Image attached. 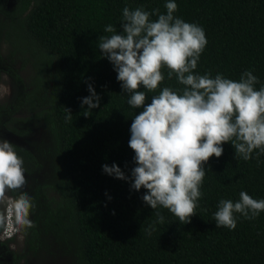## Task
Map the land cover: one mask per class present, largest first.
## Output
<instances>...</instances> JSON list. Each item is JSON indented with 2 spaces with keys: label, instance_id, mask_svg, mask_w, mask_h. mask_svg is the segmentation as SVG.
Instances as JSON below:
<instances>
[{
  "label": "trees",
  "instance_id": "trees-1",
  "mask_svg": "<svg viewBox=\"0 0 264 264\" xmlns=\"http://www.w3.org/2000/svg\"><path fill=\"white\" fill-rule=\"evenodd\" d=\"M6 1L0 0V74L12 78L14 95L0 105V127L38 123L47 134L44 145L32 150L14 144L27 184L8 193L14 198L26 192L35 203L30 213L35 227L21 230L23 241H264V212L254 220L235 214L233 230L216 227L214 220L221 199L237 202L241 191L264 199V153L257 155L259 150L245 161L231 143L222 145L223 154L204 165L202 196L186 224L168 209H151L142 200L147 190L131 187L136 165L128 146L130 126L143 109L128 105L113 64L98 48L99 37L111 35L104 31L107 25L121 31L125 7L165 14L167 0H13L10 6ZM175 3L174 16L201 26L206 35L196 73L238 81L251 70L259 80L256 89L264 86V0ZM2 46L11 56L25 54L31 60L30 90L24 91L15 70L2 63ZM168 71L162 69L165 79L146 94L145 106L164 87H184L175 75L168 79ZM89 85L101 99L85 117L87 105L81 102L90 95ZM21 110L33 113L15 116ZM105 164H116L129 179L108 175ZM9 244L0 242V264H19L25 254L42 253L66 258L67 264H264V242H23L22 253Z\"/></svg>",
  "mask_w": 264,
  "mask_h": 264
},
{
  "label": "clouds",
  "instance_id": "clouds-1",
  "mask_svg": "<svg viewBox=\"0 0 264 264\" xmlns=\"http://www.w3.org/2000/svg\"><path fill=\"white\" fill-rule=\"evenodd\" d=\"M166 13L159 9L146 11L143 7L123 9L121 31L107 25L110 36H100L98 48L117 73L127 103L143 110L134 116L130 126L128 146L134 151L135 167L131 170V187L146 193L145 204L155 210L168 209L181 224L196 215L202 196L206 169L204 165L223 154L224 143H231L235 155L245 161L264 153V86L255 85L258 78L251 70L243 72L238 81L217 73L203 75L194 70L207 44L203 28L174 16L178 10L175 0H167ZM151 16H157L155 21ZM173 75L184 87H164L151 97L145 106L147 93L155 92L165 77ZM141 86L144 90H140ZM90 95L82 98L81 107L90 110L99 107L101 97L91 85ZM0 94H10V88L0 85ZM71 118L70 110L66 109ZM108 175L128 180L116 165L102 166ZM27 184L23 159L16 146L0 138V203L9 199L7 193L22 189ZM35 203L26 192L11 198L6 214L0 212L1 234L10 235L12 227L18 230L35 227L30 213ZM264 212V199H254L247 192L239 193V200L221 199L214 213L216 227L236 228L237 216L254 220ZM158 222L163 216L156 213Z\"/></svg>",
  "mask_w": 264,
  "mask_h": 264
},
{
  "label": "rangeland",
  "instance_id": "rangeland-1",
  "mask_svg": "<svg viewBox=\"0 0 264 264\" xmlns=\"http://www.w3.org/2000/svg\"><path fill=\"white\" fill-rule=\"evenodd\" d=\"M12 2L13 0H7L6 1L7 6H10ZM1 55H2V59H1L2 63L4 65H10L11 68L15 70L16 74L21 79L24 91L30 90L32 87V83H31L32 76L35 70H34V65L32 64L31 60L27 57V55L14 54V56H11L7 53V49L5 46L1 47ZM0 85L10 88V94H0V105L6 106L12 100L14 95L13 80L7 74L1 73ZM32 113H33L32 110L27 112L21 110L18 111L15 116L19 118L20 117L25 118L31 115ZM12 127H16V131H20V133L17 134L11 131L10 129ZM0 138L7 139L15 145H21L25 148L26 147L29 148V150H32L33 146L41 147L44 145V143L47 141V134L43 129V127L41 126V124L38 123L27 124V125L26 123H24V124H20V126H13L12 124H10L7 127H0ZM42 170H44V164H42V167L38 171L37 175L34 176L39 178V175H41ZM7 196L9 197V199L3 203H0L3 206V210L5 214L11 202V198H13L9 195V193H7ZM21 230L22 229L18 230L16 227L13 226L9 236L4 237V235L0 233V240L11 237L13 239L12 241H23V235ZM9 248L15 250L18 253L20 252L22 253V250H24V245L23 242H10ZM67 262L68 261L66 258L50 256L42 253L39 256H34V257L25 254L20 259L19 264H67Z\"/></svg>",
  "mask_w": 264,
  "mask_h": 264
},
{
  "label": "flooded vegetation",
  "instance_id": "flooded-vegetation-1",
  "mask_svg": "<svg viewBox=\"0 0 264 264\" xmlns=\"http://www.w3.org/2000/svg\"><path fill=\"white\" fill-rule=\"evenodd\" d=\"M1 233V232H0Z\"/></svg>",
  "mask_w": 264,
  "mask_h": 264
}]
</instances>
